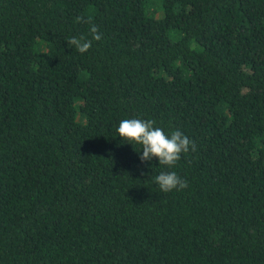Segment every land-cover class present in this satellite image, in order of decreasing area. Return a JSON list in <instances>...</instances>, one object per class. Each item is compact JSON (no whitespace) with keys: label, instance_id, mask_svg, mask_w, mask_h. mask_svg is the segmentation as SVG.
Returning <instances> with one entry per match:
<instances>
[{"label":"trees","instance_id":"1","mask_svg":"<svg viewBox=\"0 0 264 264\" xmlns=\"http://www.w3.org/2000/svg\"><path fill=\"white\" fill-rule=\"evenodd\" d=\"M0 264H264V0H0Z\"/></svg>","mask_w":264,"mask_h":264},{"label":"clouds","instance_id":"2","mask_svg":"<svg viewBox=\"0 0 264 264\" xmlns=\"http://www.w3.org/2000/svg\"><path fill=\"white\" fill-rule=\"evenodd\" d=\"M77 19L84 22L83 17ZM87 22L90 24L91 39L84 36H73L67 40L68 46H74L75 50L81 54L86 53L92 47L93 41H99L102 38L97 27L92 25L90 20ZM116 132L121 140L141 146V150L138 152L141 162H148L156 158L159 165L168 168L175 166L181 159L182 153H187L190 148L195 151L196 148L195 143L181 131L174 130L168 135L162 128L156 127L153 120L123 119L116 128ZM155 183L165 193L187 187V181L183 180L175 171H161L155 177Z\"/></svg>","mask_w":264,"mask_h":264}]
</instances>
